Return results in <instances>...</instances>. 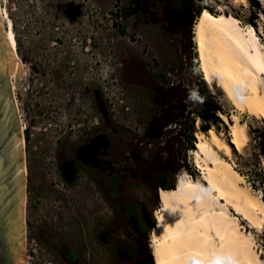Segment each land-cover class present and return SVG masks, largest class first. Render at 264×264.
Here are the masks:
<instances>
[{
  "label": "rangeland",
  "instance_id": "obj_1",
  "mask_svg": "<svg viewBox=\"0 0 264 264\" xmlns=\"http://www.w3.org/2000/svg\"><path fill=\"white\" fill-rule=\"evenodd\" d=\"M258 1L259 6L249 0H0L12 21L18 57L28 64L27 79L18 81L25 97L15 89L30 133L24 140L29 178L24 218L30 222L28 228L24 222L25 264H72L52 243L83 251L77 264H151L149 238L162 192L159 168L172 162L168 184L182 173L200 178L193 150L186 153L190 171L176 168L183 163L192 119L196 139L201 131L195 121L202 96L227 112L229 121L234 115L246 123L248 140L230 159L243 182L264 200V155L249 134L255 127L264 130V117L235 108L215 81H205V87L197 83L193 55L198 58V53L191 46L200 4L237 17L264 45V0ZM122 8L132 11L127 19L113 13ZM190 90L199 97L191 99ZM221 120L218 130L207 124L228 140V125ZM84 129L108 136L110 172L99 183L103 195L82 171L72 184L57 172V142L70 131L66 140L77 146ZM231 213L264 262V223L258 230ZM39 227L49 243L32 240Z\"/></svg>",
  "mask_w": 264,
  "mask_h": 264
},
{
  "label": "bare ground",
  "instance_id": "obj_2",
  "mask_svg": "<svg viewBox=\"0 0 264 264\" xmlns=\"http://www.w3.org/2000/svg\"><path fill=\"white\" fill-rule=\"evenodd\" d=\"M0 19L16 56V70L9 79L23 132L27 119L22 118L15 89L25 97L26 89L18 81L27 79L28 64L18 57L12 21L1 8ZM193 34L204 81H215L235 108L264 117V45L258 35L252 29L245 30L237 17L224 12L212 14L207 9L199 14ZM217 114L227 123L230 138H222V133L198 116L195 125L201 131L196 132L191 153L200 178L182 173L174 188L160 193V209L154 213L155 225L149 238L155 264H264L251 235L231 213L240 215L252 228L263 227L264 200L243 182L230 159L233 150L240 152L248 140L246 123L234 115L229 121L224 113ZM204 126H208L206 134ZM21 136L24 155L23 133ZM23 167L25 179L24 162ZM24 206L25 197L23 228Z\"/></svg>",
  "mask_w": 264,
  "mask_h": 264
},
{
  "label": "water",
  "instance_id": "obj_3",
  "mask_svg": "<svg viewBox=\"0 0 264 264\" xmlns=\"http://www.w3.org/2000/svg\"><path fill=\"white\" fill-rule=\"evenodd\" d=\"M15 70L14 47L8 45L0 19V264H23L24 255L25 156L9 81Z\"/></svg>",
  "mask_w": 264,
  "mask_h": 264
},
{
  "label": "flooded vegetation",
  "instance_id": "obj_4",
  "mask_svg": "<svg viewBox=\"0 0 264 264\" xmlns=\"http://www.w3.org/2000/svg\"><path fill=\"white\" fill-rule=\"evenodd\" d=\"M100 98V95L97 93V99ZM105 113V112H104ZM106 115V114H105ZM32 120L29 119L28 124ZM25 128L23 130V139H25ZM70 131L66 132L62 138V140H59L56 144V163H57V172L62 178L64 182L67 184H72L76 178L78 177L79 173H85L84 176L87 179L88 182H91L93 185V188H95V191L98 192V194L103 195V189L100 186V180L103 179V181L106 179L107 174H109V157H108V148H109V140L108 136L104 132L100 131H85V129L82 131L84 136H82L80 143H70L66 139L70 137L68 135ZM30 139V133L28 130V139ZM25 164H26V149H25ZM28 169V167H27ZM29 181L28 173L26 175V181L27 183ZM108 185V184H107ZM26 191V190H25ZM27 192V191H26ZM27 194V193H26ZM27 196V195H26ZM105 196V195H104ZM26 211V206H25ZM24 222L26 224L25 228H28V224L30 222L26 221V218H24ZM47 232H45L42 228L39 227V229L36 231L35 236L32 238V240H36L35 242H44L49 243L47 240L48 236H46ZM96 239L98 242L101 243V245L105 248L107 245L101 241L100 236L96 233ZM27 240L26 235V229H25V244ZM52 245L61 251V253L64 254L65 258L69 260L72 264H77L79 259H82L81 256H83V251H81L78 248L72 249V250H66L62 249V245L57 246L52 243ZM85 257V256H84Z\"/></svg>",
  "mask_w": 264,
  "mask_h": 264
},
{
  "label": "trees",
  "instance_id": "obj_5",
  "mask_svg": "<svg viewBox=\"0 0 264 264\" xmlns=\"http://www.w3.org/2000/svg\"><path fill=\"white\" fill-rule=\"evenodd\" d=\"M251 3H253L256 6H259V1L258 0H249ZM207 9L208 11H210L212 14H217L216 12H214L211 8L203 6V4H200L198 6L197 12H196V16H198L202 10ZM114 15L116 17H120V18H124L127 19L131 14L132 11H129V9L127 8H122L119 10H116L113 12ZM225 15L229 16L227 12H224ZM227 13V14H226ZM249 23L251 25L254 26V22L252 20H249ZM117 25V24H115ZM121 33H125V31L123 29L120 30ZM15 35V34H14ZM192 48L194 50L195 45L194 43H192ZM194 58H195V62H194V67H195V76H196V81L197 83L202 84L205 87V81L203 79L202 76V72L200 71L199 65H198V58H197V54L196 52H194ZM201 107L200 109L197 110V115L204 118L206 121L209 122H213L214 124H216V128L218 130V122H222L221 118L218 116L217 112H222L224 113L226 116H228L227 112L222 111L220 108H218L214 103H212L210 100H206L205 96L201 97ZM225 130H227V126L225 125ZM195 131L194 125H193V119L191 120V125L188 128V139L186 142V146H185V151L183 153L182 159H183V163L178 162V167L176 169H178L179 167L183 166L185 168H187V171H190L189 168L192 166L189 162H188V156H187V152L188 150H195V141L196 138L193 135ZM249 134L252 136L253 139L257 140L259 142L260 145V149L263 151V155H264V130H259L258 127L253 128V130H249ZM25 139H28V130H25ZM177 160V158L175 159V161ZM172 162H167L166 164H164L163 166H161L157 172V179H158V186L161 187V191H168L171 190L172 188H174L175 185V180L171 181V183H166V170H168L169 168V164L171 165ZM174 163V162H173ZM192 178V177H191ZM193 179V178H192ZM129 215V214H128ZM140 227L138 226V229ZM140 231H142V229L140 228ZM131 248H129L132 252H137L138 248L136 245L131 244L130 245ZM151 264H154V262L151 259Z\"/></svg>",
  "mask_w": 264,
  "mask_h": 264
},
{
  "label": "clouds",
  "instance_id": "obj_6",
  "mask_svg": "<svg viewBox=\"0 0 264 264\" xmlns=\"http://www.w3.org/2000/svg\"><path fill=\"white\" fill-rule=\"evenodd\" d=\"M109 71H110V69H108L107 66H106L105 69H104V76H105V78L107 77V74H108ZM189 97L191 99H197L199 97V94L195 90H190L189 91Z\"/></svg>",
  "mask_w": 264,
  "mask_h": 264
},
{
  "label": "built area",
  "instance_id": "obj_7",
  "mask_svg": "<svg viewBox=\"0 0 264 264\" xmlns=\"http://www.w3.org/2000/svg\"><path fill=\"white\" fill-rule=\"evenodd\" d=\"M262 197V196H261Z\"/></svg>",
  "mask_w": 264,
  "mask_h": 264
}]
</instances>
